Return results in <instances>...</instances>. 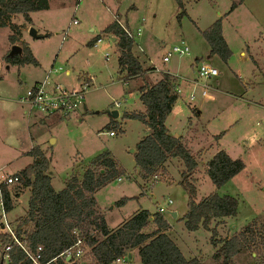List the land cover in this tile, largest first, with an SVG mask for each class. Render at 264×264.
I'll use <instances>...</instances> for the list:
<instances>
[{
    "label": "rangeland",
    "instance_id": "1",
    "mask_svg": "<svg viewBox=\"0 0 264 264\" xmlns=\"http://www.w3.org/2000/svg\"><path fill=\"white\" fill-rule=\"evenodd\" d=\"M51 1L53 5L49 11L31 14V24L23 16L14 19L15 24L25 25L23 40L15 45L29 48L41 63L40 68L34 64L8 63L6 57L14 46L9 39L13 31L9 26L0 27V94L7 95L8 104H11L8 114L0 107V180L6 175L17 174L34 160L24 155L31 147V135L52 160L50 171L56 191L64 189L71 176L81 178L94 158L108 152L124 170L121 181L117 177L95 193L98 208L108 225L118 226L139 209L154 214L166 208L167 212L178 215L170 229L171 236L181 237L188 233L184 231L183 218L188 212L189 196L180 184L185 170L183 163L171 159L161 171L162 175L146 180L135 161L136 146L147 135V126L140 120L125 119L124 115L145 110L140 87L154 81L148 75L128 78L127 82L122 80L127 73L120 74L116 40L113 42V35L111 40L104 33L118 16L132 31L142 29L137 43L143 50L135 44L133 52L144 68H152V59L157 68L174 71L179 78L181 92H177L179 99L166 124L173 136H185L183 141L199 162L194 175L196 201L216 192L238 200L237 216L217 227V240L231 238L252 222L257 223L258 240L264 238V87L245 92L247 85L256 87L253 73L257 68L264 70V0H246L233 12H230L231 0H183L186 14L181 21L178 19L181 9L175 0ZM220 18L223 36L232 51L227 63L217 55L210 57L211 47L202 34ZM75 19L78 24H74ZM28 27L37 31V38L30 35ZM66 29L69 30L68 40L62 43L61 34ZM98 38L103 42L95 46ZM182 41L189 45L190 55L176 56L169 63H163L170 47ZM242 52L252 55V59L243 57ZM200 63L216 68L219 76L200 80L197 71ZM8 64L10 69H7ZM53 65L62 69L53 79L61 80L64 86L79 88L83 82L91 85L79 112L63 116L38 113L41 118L37 124L30 125L26 117L23 125H18L19 113L15 109L22 107L19 98L30 87L31 76L39 78ZM67 71L70 72L68 77L65 76ZM91 77L93 84L88 79ZM204 87H208V97L202 96ZM191 94L196 96L193 101ZM212 96L217 98L216 102L211 100ZM115 111L119 113L117 118L112 115ZM111 130L114 136L109 135ZM221 150L233 159H241L245 169L216 189L206 174L207 163L202 161L212 159ZM9 190L13 211L7 212L5 220L0 209V233L5 234L8 231L3 220L14 228L26 215L30 198L20 184ZM123 198L131 199L119 207L117 202ZM164 216L172 219L168 213ZM150 228L153 227L148 230ZM211 228H216V224L212 223ZM195 235L197 243L194 238L184 240L197 244L193 247L195 252L212 255L217 248L212 244V233L200 229ZM4 247L0 241V264L9 261ZM211 255L202 256L205 264H219ZM80 259L89 264L93 260L87 248ZM122 259L112 264H142L137 252ZM233 264H264L263 246L259 242L255 247H248L234 257Z\"/></svg>",
    "mask_w": 264,
    "mask_h": 264
},
{
    "label": "trees",
    "instance_id": "2",
    "mask_svg": "<svg viewBox=\"0 0 264 264\" xmlns=\"http://www.w3.org/2000/svg\"><path fill=\"white\" fill-rule=\"evenodd\" d=\"M50 1L0 0V27L11 28L13 34L9 39L13 45L22 41V30L25 27L15 24L14 19L23 16L31 24V14L49 10ZM175 1L181 9L178 15L181 21L186 14L184 1ZM231 1L230 12H233L246 0ZM104 33L110 37L113 35L116 40L120 74L127 73V77L122 80L127 82L128 78L144 77L150 71L134 56V41L116 21L106 27ZM202 34L211 47L210 57L217 55L227 63L232 51L223 36L222 19H218ZM6 59L12 65L39 66V62L27 47L23 48L22 56L10 58L8 55ZM178 86L179 78L164 72L154 85L145 84L140 87V98L145 112L124 115L125 119L140 120L150 130L136 146L135 161L142 178L146 180L162 175L161 171L171 159H179L183 163L185 170L182 172L183 180L180 184L189 196L188 212L184 216L185 227L189 232L199 229L211 232L212 244L217 247L212 256L213 260L219 264H233L234 257L248 247H255L260 242L264 248V238L258 240L257 223L252 222L231 238L217 240V226L224 219L237 216L239 203L237 198L220 196L217 192L196 201L197 186L194 175L199 162L182 137L173 136L166 124L179 99ZM28 155L34 161L15 174L20 179L18 185L22 189L30 190L28 211L13 229L28 252L37 257V264H89L75 256L68 259L67 251L78 240H83L84 247L89 250L93 259L90 264H112L134 250H137L142 264H202L197 260L188 263L177 244L167 234L170 224L164 214L159 212L152 214L148 210H141L117 229L109 228L97 206L95 193L124 174V170L118 167L110 153L105 152L94 158L83 176H71L61 191H56L52 185L51 158L39 146H34ZM243 169L245 163L241 159L231 158L224 150L217 152L206 164V174L216 189L222 188ZM3 195L5 210L9 213L13 204L6 185H3ZM130 199L123 198L117 205L124 206ZM213 221L218 222L216 228H211ZM149 227L153 228L148 230ZM0 241L4 248L13 245L8 252V264H34L24 249L13 243L9 234L0 233Z\"/></svg>",
    "mask_w": 264,
    "mask_h": 264
},
{
    "label": "built area",
    "instance_id": "3",
    "mask_svg": "<svg viewBox=\"0 0 264 264\" xmlns=\"http://www.w3.org/2000/svg\"><path fill=\"white\" fill-rule=\"evenodd\" d=\"M115 21L124 30L127 36L131 38L138 46L137 38L141 36L142 29L138 28L136 31H132L129 27L125 26L120 21L118 16H115ZM74 24H78V21L76 19L74 20ZM67 29L61 34L62 43L68 40L69 30ZM109 38L111 39V37ZM102 42L103 40L101 38L97 39L95 46L101 44ZM187 55H190V47L186 42L182 41L180 44H174L170 47V49L164 54L163 63H169L172 58L176 56L182 58ZM150 63L152 65V69L154 71H157L158 68L156 67L155 62L152 59ZM61 71V68H56L53 65L41 81L30 86L25 92V95L19 98V103L22 106H25L28 112H35L44 116H50L54 114L66 115L79 112L85 94L91 88L90 84L87 82H83V84H81L79 88H68L63 84L57 82L55 78L53 79V76L60 74ZM197 71L199 79L203 81L216 78L220 74L216 68L205 63H200L197 66ZM204 88L205 89L202 92V96L208 97V87ZM177 92L179 94L181 92L179 86L177 88ZM195 98V94H191V100L193 101L195 100ZM116 106L119 107V104H117ZM109 135L114 136L115 133L113 131H110ZM121 180L122 179L119 178V181ZM19 181L20 179L16 175H6L2 180H0V209L3 210V218L5 220L7 212L5 210L3 185H6L10 188L18 185ZM171 203L172 202L170 201L169 204ZM158 212L161 214L168 213L166 208H160ZM5 220H3V224L6 226L8 234L13 238V243L22 247L28 254V256L33 260L34 264H37V257L32 256L28 252V250L23 246L22 242L16 237L14 229L11 228L10 225H8V222H6ZM5 226L3 227L5 228ZM12 246H7L6 251L9 252ZM84 250L85 247L83 244V240H78L75 246L68 250L66 254L68 256V259H70L72 256L81 258L84 254ZM121 260L123 259H119L117 261Z\"/></svg>",
    "mask_w": 264,
    "mask_h": 264
},
{
    "label": "crops",
    "instance_id": "4",
    "mask_svg": "<svg viewBox=\"0 0 264 264\" xmlns=\"http://www.w3.org/2000/svg\"><path fill=\"white\" fill-rule=\"evenodd\" d=\"M52 1H50V8H49V10L52 8ZM48 10V11H49ZM130 25H128V27H129ZM29 29H30V27H28ZM130 28V27H129ZM28 29V30H29ZM24 30V29H23ZM22 30V31H23ZM93 31V30H92ZM24 32V31H23ZM21 40H23V37H22V39ZM137 40H138V38H137ZM115 40H113V42H114ZM138 47L140 48V49H142L141 48V46H140V44L138 43ZM137 47V49L139 50V48ZM143 50V49H142ZM139 52H140V50H139ZM33 54V53H32ZM242 54V56L244 57H246V58H248L249 60L250 59H252L251 57H253L252 55H249L248 56V54L247 53H245V52H242L241 53ZM34 56V55H33ZM35 57V56H34ZM36 58V57H35ZM255 58V57H254ZM38 62H39V60H38ZM254 62H256V59H254ZM256 64H257V62H256ZM258 64H260V63H258ZM10 66L11 65H9L8 64V66H7V69H10ZM41 67V63L39 62V68ZM49 69V68H48ZM148 69V68H147ZM150 69V71H148L147 72V74L146 75H148V76H150V77H153V83L152 84H148V85H154L155 83H157L161 78H162V74H163V72H169V73H171V74H173V75H175V76H177V74L174 72V71H171V70H166V69H164V70H162V69H159L158 68V70L157 71H154L152 68H149ZM50 70V69H49ZM48 70V71H49ZM47 70L45 71V73H44V75L43 76H40L39 78L37 77V78H35L34 77V75H32L31 77H32V81H31V83H30V85L29 86H32L33 84H35V83H37V82H39V81H41L43 78H44V76L46 75V73L48 72ZM262 74H264V70H263V68L262 67H259V68H257V70L253 73V79L255 80V82L254 83H256V87H251L250 85H247V90L245 91V92H247L248 90H252V89H254V88H256V89H258V88H261V87H264V76H261V77H259L260 75H262ZM65 76H70V72L69 71H67L66 72V75ZM137 78V77H136ZM88 79H90L92 82V84H93V82H94V80H93V78L91 77V78H88ZM240 80H243L242 78H239ZM151 80V79H150ZM57 82H61V80H56ZM81 82V81H80ZM179 87H180V83H179ZM181 88V87H180ZM244 92V93H245ZM0 93H2V92H0ZM211 98V100H213L214 102H216L217 101V98L215 97V96H212V97H210ZM9 100L10 99H8V97H7V95H4V94H0V107H2V109H4L5 111H6V114H8V113H11L10 111H11V109L9 108L10 106H11V104H8L9 103ZM13 100V99H12ZM176 107V104H175V106H174V108ZM22 109V110H21ZM21 109H15V112L16 113H19V115H17L18 116V121H17V124L18 125H20V126H22L23 125V120H25L26 119V117L28 118V121L27 120H25L27 123H29L30 125L31 124H37V120L39 119V118H41V117H39L38 116V114L37 113H35V112H28L27 111V108L25 107V106H22L21 107ZM3 110V115L5 116V111ZM174 110V109H173ZM145 112V110L144 111H141L140 113H144ZM196 112L198 113V114H201V111H199V109H197L196 108ZM56 115H59V114H56ZM63 116V115H62ZM170 116V115H169ZM169 118V117H168ZM167 121H168V119H167ZM167 123V122H166ZM30 127V126H29ZM150 133V130H149V128L147 127V135ZM146 135V136H147ZM176 137V136H175ZM178 137H182V140H183V138L185 137L184 135H181V136H178ZM30 141H31V147L29 148V150L27 151V152H25L24 153V155H27V156H29L28 155V153L32 150V148L34 147V146H39V147H41V145L38 143V141L33 137V135H31V137H30ZM184 142V141H183ZM20 144L21 143H19V141H17V145L18 146H20ZM29 157H31V156H29ZM31 158H33V157H31ZM34 159V158H33ZM211 159H208V160H206V161H202V163H207L208 161H210ZM34 160H32V162H33ZM31 162V163H32ZM30 163V164H31ZM196 174V173H195ZM52 185H53V181H52ZM54 187V186H53ZM55 189V188H54ZM24 190H26V191H28L29 192V194H30V190L29 189H23V191ZM61 191V190H60ZM97 206H98V204H97ZM141 210H143V209H139V210H137V211H135L130 217H132L135 213H137V212H139V211H141ZM13 211V210H12ZM12 211H10L9 212V214L12 212ZM177 214V213H176ZM105 217V216H104ZM129 217V218H130ZM129 218H126V219H124L118 226H116V227H114V228H111L109 225V228L111 229V230H115V229H117L119 226H121V224L122 223H124L126 220H128ZM165 218L167 219V221L169 222V224H170V229H171V227H173L175 224H174V222H175V220H177V218H178V215H177V217L176 218H173V217H171L172 219H169L168 217H166L165 216ZM105 219H106V217H105ZM107 220V219H106ZM183 220H184V218H183ZM226 221H228V218H226V219H224L223 220V223H221V224H219L218 226H217V224H218V222L217 221H213V223H215L216 224V226L217 227H219V226H221V225H224L225 223H226ZM184 223H185V220H184ZM108 224V223H107ZM170 229L167 231V234L171 237V239L177 244V246L179 247V249L181 250V252H182V254L185 256V258L187 259V261H188V263H191V262H193V261H195V260H197V261H200L202 264H205V260L202 258V256H206V255H211V253H207V252H204L203 253V255H201L200 253H199V251L198 252H195L196 251V249H193V247L195 248V245L197 246V240L194 238L196 235H195V232H197V231H195V232H190L191 233V235L189 234V231L186 229V230H184V231H186V232H188V233H186V235L185 236H181V237H175V236H171V234H170ZM200 230V229H199ZM198 230V231H199ZM197 234V233H196ZM186 237H188V239L190 240V238H194L195 239V242L196 243H194V244H189L187 241H185L184 240V238H186ZM179 240H178V239ZM226 240V239H225ZM216 250L214 249V252H215ZM135 252H137V250H134V251H132L131 253H129V256H131L132 257V255L135 253ZM214 252L212 253V255L214 254ZM138 253V252H137ZM211 255V256H212ZM206 258V257H205Z\"/></svg>",
    "mask_w": 264,
    "mask_h": 264
},
{
    "label": "water",
    "instance_id": "5",
    "mask_svg": "<svg viewBox=\"0 0 264 264\" xmlns=\"http://www.w3.org/2000/svg\"><path fill=\"white\" fill-rule=\"evenodd\" d=\"M30 35L33 37V38H37L38 35H37V31L34 29V28H31L30 29ZM23 55V49L21 46L19 45H14L11 52L9 53V57L10 58H14L15 56H22ZM115 118H117L119 116V113L117 111L113 112L112 114ZM178 137V136H176ZM168 214L170 216H172L173 218H176L177 217V214L175 212H168ZM131 257V256H130Z\"/></svg>",
    "mask_w": 264,
    "mask_h": 264
}]
</instances>
